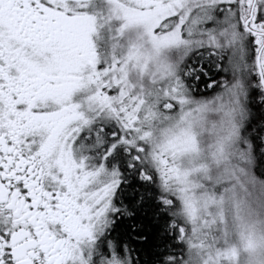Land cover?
<instances>
[{
    "label": "snow or ice",
    "instance_id": "6c2138e0",
    "mask_svg": "<svg viewBox=\"0 0 264 264\" xmlns=\"http://www.w3.org/2000/svg\"><path fill=\"white\" fill-rule=\"evenodd\" d=\"M0 264H264V0H0Z\"/></svg>",
    "mask_w": 264,
    "mask_h": 264
}]
</instances>
